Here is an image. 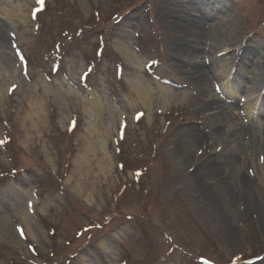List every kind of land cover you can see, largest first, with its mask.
Returning a JSON list of instances; mask_svg holds the SVG:
<instances>
[{"label":"rangeland","instance_id":"1","mask_svg":"<svg viewBox=\"0 0 264 264\" xmlns=\"http://www.w3.org/2000/svg\"><path fill=\"white\" fill-rule=\"evenodd\" d=\"M179 1L192 18L218 4L208 24L231 17L229 45L211 41L207 99L234 103L235 124L264 148V84L236 66L245 47L264 60V0ZM175 10L176 0H0V264H264V151L247 154L249 185L227 167L230 191L210 175L223 145L190 143L209 126L198 87L171 65V47L191 40L161 18Z\"/></svg>","mask_w":264,"mask_h":264},{"label":"bare ground","instance_id":"2","mask_svg":"<svg viewBox=\"0 0 264 264\" xmlns=\"http://www.w3.org/2000/svg\"><path fill=\"white\" fill-rule=\"evenodd\" d=\"M216 5L218 4L215 3L213 6H209L203 2L199 3V5L197 4L196 11L200 16L192 18L189 14L191 10H187L182 1L176 0L179 13L176 14V10L173 15L169 11L168 13L163 12L161 18H164V22L169 24L171 28L191 39L184 44L176 43V45H173L171 47L172 54L170 59L172 66L188 75L191 81L195 83L198 87L197 90L200 98H203L199 108V115H202L204 119H202L200 126L203 129L206 126L209 127H206L204 132H193L195 140L193 139L190 143L197 146L206 140L208 145L214 143L223 145L222 156L216 158V160H212L208 164V168L210 169L208 171L212 177L213 175L219 177L218 183L223 189L230 191L231 182L228 178L222 177V169L220 168L227 167L233 174L237 173L239 178H242L246 182V185H249L252 181V171L248 166L249 160L247 159V154H250L254 159L259 154H263L264 148L260 145V137L256 134L254 135L249 127H246L244 124H235L236 118L233 117L232 113L228 112V110L235 106L234 103L227 105V102H224L216 95L207 99L210 84H213L217 78L213 66L217 44H212L211 41H214V43L218 41L217 43H223V46H227L231 42L233 34V31H231V17L217 19L211 22L212 24L206 22L208 19L210 21L213 19L212 11L217 14L221 13V9L216 7ZM210 31H213L214 34V39L212 40ZM4 41L5 37L2 27H0V42L3 45ZM242 51H244L242 54H237L238 62L236 66L241 69L240 72L246 70L248 67L252 68L255 75L253 78H250V84L256 88L262 87L264 84V60L255 57L257 53L253 49L245 47ZM124 53L127 59L136 61L133 51L127 45L124 46ZM184 57H188L189 60L193 61L185 62V64L182 61ZM136 64L140 67L139 63ZM3 67L8 77L13 80L17 72L15 70L10 71L9 66L5 64ZM136 90L141 97L140 100L147 104L149 93L146 88L136 87ZM166 91L169 92L167 89ZM165 96L167 98L169 94L165 93ZM210 112L212 114L208 115L207 113ZM185 157H187L186 152ZM215 164L219 166H213ZM260 169L264 172V163L260 164ZM28 232L32 235L30 230Z\"/></svg>","mask_w":264,"mask_h":264},{"label":"snow or ice","instance_id":"3","mask_svg":"<svg viewBox=\"0 0 264 264\" xmlns=\"http://www.w3.org/2000/svg\"><path fill=\"white\" fill-rule=\"evenodd\" d=\"M39 2H40V3H43V2H44V0H39ZM141 115H142V114H141Z\"/></svg>","mask_w":264,"mask_h":264}]
</instances>
